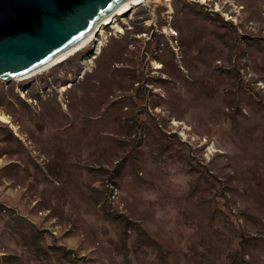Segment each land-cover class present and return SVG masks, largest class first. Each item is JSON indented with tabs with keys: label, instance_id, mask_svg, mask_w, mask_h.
<instances>
[{
	"label": "rangeland",
	"instance_id": "1",
	"mask_svg": "<svg viewBox=\"0 0 264 264\" xmlns=\"http://www.w3.org/2000/svg\"><path fill=\"white\" fill-rule=\"evenodd\" d=\"M116 19L0 79V264H264V0Z\"/></svg>",
	"mask_w": 264,
	"mask_h": 264
},
{
	"label": "water",
	"instance_id": "2",
	"mask_svg": "<svg viewBox=\"0 0 264 264\" xmlns=\"http://www.w3.org/2000/svg\"><path fill=\"white\" fill-rule=\"evenodd\" d=\"M129 1L0 0V79L44 67Z\"/></svg>",
	"mask_w": 264,
	"mask_h": 264
},
{
	"label": "bare ground",
	"instance_id": "3",
	"mask_svg": "<svg viewBox=\"0 0 264 264\" xmlns=\"http://www.w3.org/2000/svg\"><path fill=\"white\" fill-rule=\"evenodd\" d=\"M147 0H131L129 2H127L126 4L122 5L119 9H117L115 12H112L111 14H109L102 22L100 23L95 30H93L87 38H84L83 40H81L78 44H76L73 48H71L70 50H68L67 52H65L63 55H61L60 57L52 60V62L48 63L47 65H45L44 67L40 68L37 71L25 74L17 79H11L12 80H16V81H21L24 79H28L38 73H40L41 71H44L45 69L49 68V67H53L54 65L61 63L63 60H65L69 55H72L73 53L75 54L76 51L80 50L82 47H84L87 43H91L93 39L96 38V36L99 34L100 36L105 37L106 36V32H104V27L106 26H110L112 29H115L117 32H121V27L118 25L117 23V19L120 17V20H124L125 16L128 15L130 12H132V10L138 6L140 3H145ZM202 3H204L206 0H201ZM144 5V4H143ZM171 30V34L176 35V31L173 29ZM97 32V33H96ZM154 68L155 69H160L162 66L159 63H154ZM69 87H71V85H68L66 87H63V90L68 89ZM0 121L4 122V123H10V121L8 120V118L6 116H4L1 112H0Z\"/></svg>",
	"mask_w": 264,
	"mask_h": 264
}]
</instances>
